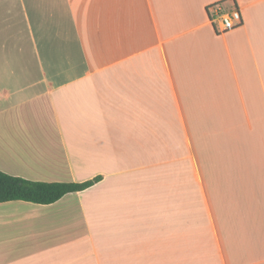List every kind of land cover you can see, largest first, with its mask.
<instances>
[{"label": "crops", "instance_id": "0c3cea01", "mask_svg": "<svg viewBox=\"0 0 264 264\" xmlns=\"http://www.w3.org/2000/svg\"><path fill=\"white\" fill-rule=\"evenodd\" d=\"M0 7V264H264V0Z\"/></svg>", "mask_w": 264, "mask_h": 264}, {"label": "trees", "instance_id": "16d2710c", "mask_svg": "<svg viewBox=\"0 0 264 264\" xmlns=\"http://www.w3.org/2000/svg\"><path fill=\"white\" fill-rule=\"evenodd\" d=\"M101 179V175H96L80 182H47L10 175L0 170V203L19 200L49 205L60 200L66 194L83 191Z\"/></svg>", "mask_w": 264, "mask_h": 264}, {"label": "built area", "instance_id": "2783aa9c", "mask_svg": "<svg viewBox=\"0 0 264 264\" xmlns=\"http://www.w3.org/2000/svg\"><path fill=\"white\" fill-rule=\"evenodd\" d=\"M217 8V6H211L209 8V12L211 9ZM218 9V8H217ZM215 14L209 13V22L213 26V28L216 30L218 33H224L229 30H232L236 27H238L242 23L241 15L240 12L237 8H232L228 10V12H220L218 10H214ZM216 15L218 16V19L220 20V26L219 28H216L215 26V20H216Z\"/></svg>", "mask_w": 264, "mask_h": 264}, {"label": "rangeland", "instance_id": "374dc122", "mask_svg": "<svg viewBox=\"0 0 264 264\" xmlns=\"http://www.w3.org/2000/svg\"><path fill=\"white\" fill-rule=\"evenodd\" d=\"M213 6H215V5H213ZM215 7H216V6H215ZM1 8H2V7H0V10H1ZM209 8H211V7H209ZM209 8H208V10H209ZM210 12H211V14H213V16H214L215 12H214L212 9L210 10ZM222 12L224 13V12H228V11L225 10V11H222ZM219 23H220V20L218 19V16L216 15V20H215V26H216V28H219V26H220Z\"/></svg>", "mask_w": 264, "mask_h": 264}]
</instances>
